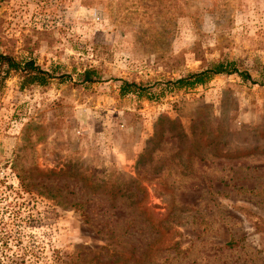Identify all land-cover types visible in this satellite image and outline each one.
<instances>
[{
  "label": "rangeland",
  "instance_id": "1",
  "mask_svg": "<svg viewBox=\"0 0 264 264\" xmlns=\"http://www.w3.org/2000/svg\"><path fill=\"white\" fill-rule=\"evenodd\" d=\"M0 52L69 75L0 82V264H264V0H0Z\"/></svg>",
  "mask_w": 264,
  "mask_h": 264
},
{
  "label": "trees",
  "instance_id": "2",
  "mask_svg": "<svg viewBox=\"0 0 264 264\" xmlns=\"http://www.w3.org/2000/svg\"><path fill=\"white\" fill-rule=\"evenodd\" d=\"M57 65H51L48 70L43 69L31 58H14L13 56L0 52V82L7 76L9 72H13L20 77V85H46L50 79L56 77L60 81L69 79V75L64 72L57 71ZM231 75L235 74L243 81L253 82L250 74L240 69L234 60H216L208 62L199 70L191 71L172 80H166L165 85L171 88H190L196 85L206 83L214 75ZM80 82H93L97 79L96 72L93 68H84L77 74ZM118 92L120 95L135 94L137 96L148 95L149 86L120 79Z\"/></svg>",
  "mask_w": 264,
  "mask_h": 264
}]
</instances>
